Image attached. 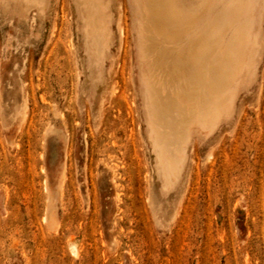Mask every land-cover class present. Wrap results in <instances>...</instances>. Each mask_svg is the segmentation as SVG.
<instances>
[{"label":"rangeland","instance_id":"obj_1","mask_svg":"<svg viewBox=\"0 0 264 264\" xmlns=\"http://www.w3.org/2000/svg\"><path fill=\"white\" fill-rule=\"evenodd\" d=\"M93 1L24 19L0 0V264H264V0H249L248 32L225 16L235 0ZM167 7L188 25L170 39L157 35ZM90 12L109 28L98 60ZM201 40L209 75L228 48L251 65L215 129L188 117L185 168L165 190L144 77L172 109Z\"/></svg>","mask_w":264,"mask_h":264},{"label":"bare ground","instance_id":"obj_2","mask_svg":"<svg viewBox=\"0 0 264 264\" xmlns=\"http://www.w3.org/2000/svg\"><path fill=\"white\" fill-rule=\"evenodd\" d=\"M3 1H4L2 2L3 6L9 7L10 5H13L14 8L18 10L20 16L24 17V19L29 15L32 9L38 11L37 14L39 13L44 14L49 2V0H3ZM85 1L92 2L93 0H85ZM251 4L249 0H235L234 2H232V4H230L231 6L229 5L231 8L229 9V13H227V15L225 16H233L234 17L233 19L237 20L238 23L241 24L243 28L244 26L247 27V23L245 20L249 18L247 15L251 11V7H250ZM165 9L166 10H164V12L167 11L165 12L167 21L163 25L164 27H161L162 28L161 30L158 28L157 35L158 36L162 35L163 38H167L169 37L168 35H170L171 30L174 32L180 31L183 33L185 30V32H187L186 31L188 27L187 22L184 19L178 20V17L176 19V17L174 16L175 15V11L173 10L174 8L172 9V7H167ZM87 16H89V14ZM154 16L155 15H153V17ZM86 19L87 20L85 21V26L87 30L90 32L91 49L92 51L95 52L96 54L95 59H97V57L100 58L99 54H102L104 52V49H106V46L108 45L109 28L107 24H105L103 20L97 17L96 15L89 16V19L88 17H86ZM242 30L243 31L247 30V32L249 31L248 27L246 30L244 29ZM244 35H246V32L244 33ZM171 37H169V39ZM242 37L243 36L239 35V33L235 36L236 40L237 39L241 40ZM200 38L203 39V37ZM195 39L198 41V38ZM186 40L187 39H185V41ZM245 40H247V36ZM196 44H199V46L196 45V48L190 46L188 47L187 56L185 57V61H187L188 65L191 67V72L187 75V73L182 72L181 69L182 82H178V83L175 82L176 90L174 89L175 90V92H173L174 94L171 92L173 94V96L171 97L172 106H173L172 109H169L167 107L168 105L166 104L167 105L166 106L164 102L163 103L166 107H162L161 109L159 101L164 100L165 98L162 99L161 96L160 97L161 100H160L159 97L156 96L155 82L152 80H148V78L144 77V82H145L144 99H145V106L147 112L146 122L149 129L148 130L149 137L152 139L153 142L152 146H153V151L156 155V161L164 178L163 187L165 190L174 186L179 181L182 175V171L185 168V164L187 160L188 141L189 139H191L190 138L191 136L189 135V131H188L189 128L188 126L193 122L192 121L190 123L189 122L190 119L188 117L191 116V118L195 122H197V125L200 124V126L210 129V131L215 129L220 124L222 118L227 117V115L230 116V114H232L234 98H235L236 90L238 89L239 86L238 82L240 80L239 79L240 73L242 72L243 68H244L243 71H246V69L248 71V67L251 65V64L248 65L249 62L244 58L243 55H241L242 53L240 51L244 49L243 47L241 49L228 48L227 49L228 61H226V63L223 64V66L220 63L221 68H219L220 70L216 69L217 76L213 77L209 75L208 72L209 69H205L207 68V66L205 67L206 64L204 63L205 61L204 54L206 50V45L204 41L201 40ZM181 47L184 46L182 45ZM246 47H248V45H246ZM183 52L184 51H182V53ZM245 65L246 66L248 65V67H244ZM252 66L250 67L251 71L249 70L251 73H253ZM159 87H163V85ZM162 92H165V90ZM158 99H159L158 101L159 103L157 102ZM186 114L187 116H185ZM188 122L189 125H186Z\"/></svg>","mask_w":264,"mask_h":264}]
</instances>
